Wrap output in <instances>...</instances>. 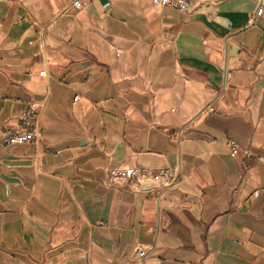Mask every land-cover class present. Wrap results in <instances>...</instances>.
<instances>
[{"label":"crops","instance_id":"crops-1","mask_svg":"<svg viewBox=\"0 0 264 264\" xmlns=\"http://www.w3.org/2000/svg\"><path fill=\"white\" fill-rule=\"evenodd\" d=\"M72 1L0 0V264H264L256 4ZM132 167L180 183H109Z\"/></svg>","mask_w":264,"mask_h":264},{"label":"built area","instance_id":"built-area-1","mask_svg":"<svg viewBox=\"0 0 264 264\" xmlns=\"http://www.w3.org/2000/svg\"><path fill=\"white\" fill-rule=\"evenodd\" d=\"M98 0H73L69 8L77 10L84 9ZM152 4L161 8H172L181 14L188 15L191 10L192 0H149ZM213 1V0H204ZM256 4V10L254 17L251 20V24H255L261 17L264 16V0H251ZM41 76H45L44 72L40 73ZM227 73V78H229ZM78 100V98L76 99ZM212 108L208 112H212ZM35 107L25 112L22 116V120L26 125L27 130L20 134H9L5 140L6 145H23L36 141L38 137V131L35 125H32L34 117ZM30 128V129H29ZM181 135V133L179 134ZM227 149L231 157H238L241 147L234 140L229 139L226 142ZM248 153V152H246ZM181 179V173L173 169H138L135 167L125 168L118 171H114L109 176L110 184L128 183L140 187L144 184H151L160 195L179 185Z\"/></svg>","mask_w":264,"mask_h":264},{"label":"water","instance_id":"water-1","mask_svg":"<svg viewBox=\"0 0 264 264\" xmlns=\"http://www.w3.org/2000/svg\"><path fill=\"white\" fill-rule=\"evenodd\" d=\"M234 51H236V49H233ZM143 189H152V185L151 184H147V185H144L142 187Z\"/></svg>","mask_w":264,"mask_h":264}]
</instances>
